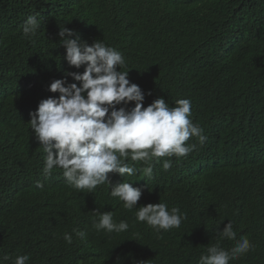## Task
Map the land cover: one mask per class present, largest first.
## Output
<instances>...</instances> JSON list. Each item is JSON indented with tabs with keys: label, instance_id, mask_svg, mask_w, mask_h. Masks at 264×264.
<instances>
[{
	"label": "trees",
	"instance_id": "1",
	"mask_svg": "<svg viewBox=\"0 0 264 264\" xmlns=\"http://www.w3.org/2000/svg\"><path fill=\"white\" fill-rule=\"evenodd\" d=\"M162 1L0 0V61L35 45L24 37L22 25L28 15H36L39 30L46 32L47 38L45 47H32V52L40 53L36 59L44 66L35 70L45 77L62 70L56 33L64 26L81 38L102 41L127 53L126 68L121 70H130L131 82L147 86L152 96L157 92L156 96L163 97L169 106L174 107L175 100L189 98L191 120L205 129L208 141L204 147L192 138L187 142L195 144L205 157L215 199L234 224L240 220L254 225L249 237L254 250L230 264H264V0H178L182 5L165 0L166 19L149 39V18ZM30 4L36 5L25 10ZM144 19H148L149 27L145 32ZM104 21L108 22L106 26ZM45 48L55 54L50 57L43 53ZM19 82L4 71V65L0 66V186L5 185L0 190L6 187L0 192V264H12V259L23 254L29 255L28 264H61L56 259L61 255L58 245L52 242L57 237H53L49 225L34 233L37 236L33 234V214L44 203L55 207L58 197L53 192H62L67 185L52 175L43 177V153L34 141L25 147L19 166L7 162L15 157L19 134L29 129L24 124L32 100ZM6 102L11 108L3 107ZM148 104L145 96L144 106ZM219 148L230 152L217 153ZM164 160L160 157L151 161L152 179L144 178L141 186L143 200L189 193L187 187L172 191L165 184ZM143 167L140 161L137 169ZM11 194L31 203L16 206L9 201ZM63 202H71V208L60 211L62 216H76L88 227L97 220L94 210L111 211L117 223L127 221V231L104 233L107 243L103 247L122 252L124 260L120 264H136L149 257L147 254L159 263L161 250L156 243L166 245L163 233L149 228L142 239L131 222L133 213L118 207L107 186L87 190L81 201ZM175 205L186 207L182 201ZM216 231L214 228V235ZM230 242H223V247L229 248ZM193 249L197 258L202 247L194 243ZM164 255L171 261L168 253H161ZM5 256L12 259L4 260ZM144 264H152L151 259Z\"/></svg>",
	"mask_w": 264,
	"mask_h": 264
},
{
	"label": "clouds",
	"instance_id": "2",
	"mask_svg": "<svg viewBox=\"0 0 264 264\" xmlns=\"http://www.w3.org/2000/svg\"><path fill=\"white\" fill-rule=\"evenodd\" d=\"M174 1L182 5L178 0H172L171 4ZM165 8L168 4L163 0L151 14L149 39L164 23ZM107 23L104 21L103 25ZM143 25L145 32L149 28L148 19H144ZM39 26L37 16L28 15L22 32L35 45L23 49L21 55L11 54L7 61H0L5 72L20 79L19 85L32 100L24 124L29 129L19 134L18 150L7 162L19 166L25 147L34 141L43 153V177L52 175L67 185L62 192H53L58 197L55 207L44 203L33 214V234L49 225L53 237H57L52 240L61 254L56 259L61 264H120L124 260L122 252L103 246L107 243L104 233L127 231V221L117 223L111 211L94 210L97 220L88 227L76 216L65 219L61 214L71 208V202L63 200L81 201L87 190L91 192L99 185L108 187L120 209L133 213L135 219L131 222L139 229L142 239L150 232L149 228L163 233L166 245L156 243V246L161 253H168L172 262L159 253V263L147 254L149 257L136 264H144L148 259L152 264H230L254 250L255 245L249 240L254 225L240 220L236 225L223 212L224 207L214 197L212 173L205 157L195 144L187 142L192 138L204 147L208 141L205 129L191 120L192 101L185 97L175 100L174 107L169 106L163 97L156 96L157 92L152 96L147 86L131 82L130 70H121L126 68L127 53L102 41L81 38L64 26L56 33L62 70L45 77L35 70L44 66L36 59L40 53L32 52V47L46 46L47 33L39 30ZM43 53L52 57L55 51L45 48ZM145 96L150 100L146 107ZM3 107L11 108V104L6 102ZM0 115L3 116L2 108ZM218 129L219 137L220 125ZM219 149L216 152L220 154L230 152L227 148ZM160 157L165 159L162 164V174L167 177L165 184L172 191L187 187L189 193L143 200V179H152L151 161ZM140 161L145 167L138 170ZM33 177L35 180V172ZM14 196L11 194L9 201L16 206L31 203ZM178 201L186 207L176 206ZM214 228H217L215 235ZM226 240L236 243L225 248ZM194 243L202 247L197 258ZM29 259L27 254L17 255L12 264H28Z\"/></svg>",
	"mask_w": 264,
	"mask_h": 264
},
{
	"label": "bare ground",
	"instance_id": "3",
	"mask_svg": "<svg viewBox=\"0 0 264 264\" xmlns=\"http://www.w3.org/2000/svg\"><path fill=\"white\" fill-rule=\"evenodd\" d=\"M207 167H208V166H207ZM235 243H236V241H231V242L229 243V245L234 246ZM231 246H230V247H231Z\"/></svg>",
	"mask_w": 264,
	"mask_h": 264
}]
</instances>
